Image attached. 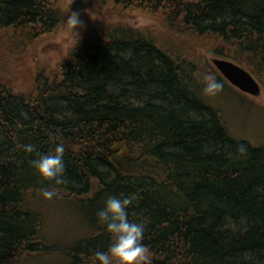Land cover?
<instances>
[{"label":"trees","instance_id":"obj_1","mask_svg":"<svg viewBox=\"0 0 264 264\" xmlns=\"http://www.w3.org/2000/svg\"><path fill=\"white\" fill-rule=\"evenodd\" d=\"M68 7L151 23L87 28L64 63L18 84V57L56 37L65 15L58 0H0V264H93L111 243L98 211L109 196L133 194L128 215L146 221L150 264H264V146L235 139L226 105L215 102L243 100L234 101L251 116L264 107L208 61L242 67L264 92V0ZM208 74L223 84L214 96L203 92ZM60 143L66 182L54 185L31 161ZM49 186L58 196L45 200ZM56 213L75 221L72 239L49 235Z\"/></svg>","mask_w":264,"mask_h":264},{"label":"rangeland","instance_id":"obj_2","mask_svg":"<svg viewBox=\"0 0 264 264\" xmlns=\"http://www.w3.org/2000/svg\"><path fill=\"white\" fill-rule=\"evenodd\" d=\"M58 1L62 12L65 15L60 32L56 37L40 42L35 49H30L28 51V53H30L23 58L18 57V60L15 62L14 67L11 70V74L14 76H12V78L18 84L27 80L30 73H34L35 70L40 67L45 65L53 67L57 64L64 63L66 61L69 48L77 41L80 34L87 28L116 24L132 25L136 28H141L151 23L146 18L140 16L133 18H119L114 13L102 12L97 15L85 10L74 11L68 7L70 0ZM73 12L79 14V18L82 22L81 25L75 29H72L70 25L66 24L68 16H70ZM12 78L9 77L8 79L11 84H15ZM243 96L246 100L264 107V92L262 89L261 95L257 98H252L246 95ZM229 98L233 99L234 96L230 95ZM234 100L237 101L235 98ZM234 100L222 102V99H219L215 102V107L216 105H219L220 107L225 108L223 104L226 105L227 113L229 114V127L231 126V134L234 135L235 139L244 140L253 146H264V115L261 113L254 116L248 115L246 114V109L243 106L241 107L240 105H237ZM237 102L242 104L243 100L242 102ZM53 218H56V222L54 224ZM48 228L51 231H49V235L55 236L58 233L53 232H55V230H59L60 236L66 241L72 239L77 233L75 221L67 214L56 213L55 217H52ZM51 243H53V241H51ZM36 264H59V261L56 259H53L52 261L48 259Z\"/></svg>","mask_w":264,"mask_h":264},{"label":"clouds","instance_id":"obj_3","mask_svg":"<svg viewBox=\"0 0 264 264\" xmlns=\"http://www.w3.org/2000/svg\"><path fill=\"white\" fill-rule=\"evenodd\" d=\"M81 23L76 12L66 20V24L72 29L77 28ZM203 80V92L206 95L214 96L223 88V84L211 74L205 75ZM21 147L26 153L35 151V146L32 144ZM64 151V145L60 143L56 145L53 153L39 155L31 161L32 167L41 179L54 185H62L66 182ZM239 151L245 152L246 148L240 145ZM40 194L45 200H52L58 196V189L51 186L41 188ZM135 199V194L122 198L109 196L104 207L98 211V222L110 234L111 243L107 251H97L94 254L93 264H150L149 249L143 243L146 221L133 222L128 215V208Z\"/></svg>","mask_w":264,"mask_h":264},{"label":"water","instance_id":"obj_4","mask_svg":"<svg viewBox=\"0 0 264 264\" xmlns=\"http://www.w3.org/2000/svg\"><path fill=\"white\" fill-rule=\"evenodd\" d=\"M210 62L223 75L226 83L238 92L252 98H257L261 95L260 85L242 67L230 61L217 58L211 59Z\"/></svg>","mask_w":264,"mask_h":264},{"label":"bare ground","instance_id":"obj_5","mask_svg":"<svg viewBox=\"0 0 264 264\" xmlns=\"http://www.w3.org/2000/svg\"><path fill=\"white\" fill-rule=\"evenodd\" d=\"M211 59H213V58H210V59H209V63H210V65L215 69V71H216V72L222 77V79L225 81L223 75L220 74V73L216 70V68L211 64V62H210ZM217 59H220V58H217ZM221 60H224V59H221Z\"/></svg>","mask_w":264,"mask_h":264}]
</instances>
